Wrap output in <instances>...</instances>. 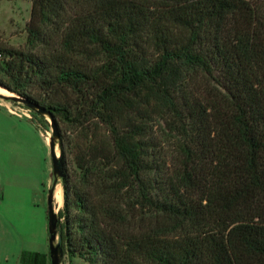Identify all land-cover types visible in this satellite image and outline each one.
Instances as JSON below:
<instances>
[{
    "label": "trees",
    "instance_id": "trees-1",
    "mask_svg": "<svg viewBox=\"0 0 264 264\" xmlns=\"http://www.w3.org/2000/svg\"><path fill=\"white\" fill-rule=\"evenodd\" d=\"M29 35L0 87L77 132L64 253L264 264V0H32Z\"/></svg>",
    "mask_w": 264,
    "mask_h": 264
},
{
    "label": "rangeland",
    "instance_id": "rangeland-1",
    "mask_svg": "<svg viewBox=\"0 0 264 264\" xmlns=\"http://www.w3.org/2000/svg\"><path fill=\"white\" fill-rule=\"evenodd\" d=\"M31 10L32 0H0V48H13L26 54L48 52L50 49L48 45L34 41L29 35ZM45 31L50 36L54 34V28L51 26L46 27ZM56 41L58 40H55V43ZM2 55L3 59L5 55ZM31 92L42 93L37 86L33 87ZM12 97H16V95L0 93V101L7 105L15 115L22 118L23 122L28 121L33 124L43 138L37 133L27 135L26 128L24 129L18 124L19 122H16L19 121L18 118L0 119L2 181L0 189L4 194L5 206H7L3 211H0V264H44V262L50 264L48 257L50 253L49 198L51 192L54 196L59 187L64 191L62 179L53 174V150L51 147L53 126L48 115L41 116L29 109L22 101L13 100ZM54 124L59 134V137L54 140L56 158H59L61 144L63 143L66 151H69L67 150L69 147L67 141L76 140L77 132L74 126L61 120H57ZM45 139H48L49 143H46ZM57 152L59 156H57ZM20 154L25 160L24 163L32 160L34 168L29 174L24 172L26 176L21 180L26 190L13 192L9 187L18 183L15 174L20 170V165L17 162L16 167L14 164L16 161L13 159ZM69 159L68 167L76 168L74 153L71 152ZM1 198L2 195H0ZM15 200L20 202L16 208H14L15 205L12 207V202ZM63 206L64 201L59 208L53 200L57 216ZM58 230L57 228V232ZM57 237L59 236L57 235ZM57 242L58 239L55 245ZM63 254L60 264H88L79 257H71L67 252H63Z\"/></svg>",
    "mask_w": 264,
    "mask_h": 264
},
{
    "label": "water",
    "instance_id": "water-1",
    "mask_svg": "<svg viewBox=\"0 0 264 264\" xmlns=\"http://www.w3.org/2000/svg\"><path fill=\"white\" fill-rule=\"evenodd\" d=\"M26 104L31 110L36 111L41 116L48 115L51 119V124L53 128V137L51 138V147L53 150V174L56 177L62 178L64 175L63 165L61 161V156L59 158H56L55 154V144L54 140L59 137L58 131L56 129V126L53 122V118L46 112L45 109L38 107L34 104H31L29 102H23ZM53 192L50 194L49 198V210H48V221H49V242H50V264H60V260L63 258V250L61 247L60 239L57 237V228H58V216L55 213L54 207H53V198L52 195ZM58 239L57 245H55L56 240Z\"/></svg>",
    "mask_w": 264,
    "mask_h": 264
},
{
    "label": "crops",
    "instance_id": "crops-1",
    "mask_svg": "<svg viewBox=\"0 0 264 264\" xmlns=\"http://www.w3.org/2000/svg\"><path fill=\"white\" fill-rule=\"evenodd\" d=\"M4 113H2L3 111ZM2 117V118H1ZM4 118H10V119H13V118H18L19 121H16V122H19L18 124H20L24 129L26 128V134H34V133H37L39 134L41 137H42V134L41 133H38L39 131L35 128V126L33 124H31L30 122L28 121H25L23 122L22 118H20L18 115H15L13 113V111L7 106V105H4L1 101H0V119H4ZM17 126V124H14ZM13 125V126H14ZM43 138V137H42ZM46 143H49V140L48 139H45ZM5 151V150H3ZM22 154H20L18 157H16L15 159H13L14 161H16L14 164L15 166L17 167V162L18 164L20 165L19 169L15 174V177L17 178V181L18 183L12 185L11 187H9L10 191H13V192H17V191H24L26 190V187H23V183H22V179L25 178L24 176L26 172L27 174L30 173V171L34 168V162L32 160H28L26 163H24V159H22ZM20 161L22 162L20 164ZM28 171V172H27ZM1 172H0V187H1ZM22 183V184H21ZM62 187V186H61ZM0 195H2V198L0 199V211H3V209L7 208V206H5V198H4V194L2 193L1 189H0ZM53 200H54V196H53ZM20 203L18 202L17 200H15L14 202H12V207L15 205L14 208H16V205ZM13 208V209H14ZM12 214H13V211H12Z\"/></svg>",
    "mask_w": 264,
    "mask_h": 264
},
{
    "label": "bare ground",
    "instance_id": "bare-ground-1",
    "mask_svg": "<svg viewBox=\"0 0 264 264\" xmlns=\"http://www.w3.org/2000/svg\"><path fill=\"white\" fill-rule=\"evenodd\" d=\"M0 93H2V94H5V95H7V94H10L7 90H5V89H3V88H1L0 87ZM57 156H59V154H58V152H57ZM62 189L59 187L57 190H56V192H55V194H54V201H55V204L59 207V208H61V206H62V204H63V193H62Z\"/></svg>",
    "mask_w": 264,
    "mask_h": 264
},
{
    "label": "built area",
    "instance_id": "built-area-1",
    "mask_svg": "<svg viewBox=\"0 0 264 264\" xmlns=\"http://www.w3.org/2000/svg\"><path fill=\"white\" fill-rule=\"evenodd\" d=\"M1 56V55H0Z\"/></svg>",
    "mask_w": 264,
    "mask_h": 264
}]
</instances>
